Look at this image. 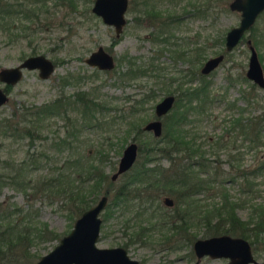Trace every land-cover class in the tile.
Listing matches in <instances>:
<instances>
[{"label":"rangeland","instance_id":"1","mask_svg":"<svg viewBox=\"0 0 264 264\" xmlns=\"http://www.w3.org/2000/svg\"><path fill=\"white\" fill-rule=\"evenodd\" d=\"M229 2L230 0H129L125 13L127 23L115 44L112 43L115 38L113 26L105 24L91 11L93 0L45 2L48 13L41 14V23L37 27L33 25L36 30L34 36L31 35L32 44L37 46L39 52L57 61L55 70L46 79L39 78L35 71L27 72L9 94L7 103L0 106V178H4L5 174H13L14 167H19V163L24 161L22 166L26 183L20 188L6 183L0 185V237L4 233L9 237L12 234L15 242L17 239L9 230L15 233L19 230L18 233L24 237L22 242H16L9 248L0 241V264H35L70 232L75 219L93 205L107 189L105 194L108 195V202L100 212L102 223L97 245L122 246L130 257L143 264H194L196 255L192 244L197 238L210 236L204 216L214 205L220 204L223 188L230 199L244 202L236 207V213L241 219H248L252 205L264 198V168H258L264 160V138L256 139L253 132L248 136L241 133L238 128L232 127L231 116L237 115L239 106H246V116L264 112V89L259 86L254 89L250 87L252 81L245 75L250 55L247 39H250L251 43L253 39H260L258 48H255L264 66V10L239 43L230 51H225V34L230 27L237 25L240 19V13L229 8ZM6 7L13 12L12 6ZM149 7L161 11L166 16L171 12L182 15L176 24H170V20L165 23L158 19L147 20L142 13ZM185 12L192 14L185 17ZM10 18H7V23ZM46 22L48 24H45ZM16 23L15 20L13 24ZM24 23L26 22L22 24ZM152 30L172 31L178 47L187 53L176 58L177 53L172 45L159 41L160 32H151ZM5 32L10 31L0 29V66L13 65L17 55L27 54L32 48L27 38L8 41ZM153 33L158 36L156 40L153 39ZM98 45L116 54L118 63L122 66L115 71H104L86 64L84 58ZM220 52L225 53L222 62L209 74H203V80L208 82L207 90L212 94L211 99L199 109L201 111H187L177 98L176 104L169 112L176 110L177 113L188 115L189 121L184 123L182 128L189 129L196 136V142L202 143L208 159L214 160L218 154L221 162L213 164L224 171L218 181L231 175L237 165L239 171L251 173L249 179L246 181L242 180L243 177H238L222 184L210 183L205 190L189 194L179 202L175 194L155 189L145 192L142 199L136 198L129 201L127 206L118 207L113 196L131 174H134L135 163L143 156V153L138 151L133 166L116 180H111V174L117 168L124 147L132 140L139 146L152 140L153 133L144 130L143 125L156 116L155 104L169 90L179 94L180 89L187 90L198 85V74H202L200 68L203 62L209 56ZM130 56H138L136 61L147 62L145 65L151 60L150 57H154L152 63L161 66V77L158 81L154 83L150 74L143 76L141 67L131 69L130 74L122 78L115 76L117 71L125 70L126 63L123 59ZM188 70L197 73L196 79L189 80ZM78 91H84L90 98L96 97L93 99L97 102H107L110 109L102 112L83 111L81 102H72V95ZM243 92L248 93L250 98L254 96V99H251L252 104L247 105L246 99L242 97ZM150 93L154 94L148 97L147 101L144 99L136 103ZM60 95L72 98L70 109L73 111L68 110L70 122L65 121L61 115H46L41 121L29 114L26 115L29 119L22 121L25 117L22 116L23 107L41 105ZM132 108L138 110L127 113ZM123 114L130 116L127 120H134L133 124L139 125L143 133L136 134L134 129L128 130ZM4 118L12 123L20 120V124L26 123L30 127L42 123L43 128L38 130L48 138L42 140L43 142L36 141V145L33 143L31 146L28 135L21 134L18 135L21 137L15 138L3 131L1 124ZM31 118L33 121H30ZM227 129L232 132H227ZM223 135L226 146H213L218 137ZM62 137L71 142V147L56 146L54 143L51 145ZM111 144L113 146H110ZM100 147L107 152L105 171L109 182L103 184L100 193L89 197L87 207L79 213L74 212L75 215H71L69 201L61 196H54L46 189L35 188L43 177L58 173V169L53 170V167L63 166L67 159L79 158L83 163L86 156H96L95 151ZM35 150L45 151L49 159L39 157L42 153L39 156L29 155L34 154ZM232 158L234 159L230 162ZM35 162H38L36 166ZM157 162L158 159H155L147 165L152 167ZM159 162L164 167L169 166L165 157H161ZM63 169L68 173L74 172L70 168ZM193 171L199 178L208 177L213 172L211 170L205 174L197 167H193ZM71 176L75 174L67 178L70 179ZM6 179L8 181L7 177ZM140 182L137 181L136 185H140ZM246 186L252 187L249 193L243 192ZM165 195L174 199L176 207L166 206L163 201ZM7 206L10 208H6ZM13 208L17 215L13 213L11 220H6L5 212ZM7 222L14 223V228H10ZM43 224L46 225V231L41 236L39 229ZM255 245L254 256L263 260L264 232L262 244ZM226 262V258L204 256L197 264Z\"/></svg>","mask_w":264,"mask_h":264},{"label":"trees","instance_id":"2","mask_svg":"<svg viewBox=\"0 0 264 264\" xmlns=\"http://www.w3.org/2000/svg\"><path fill=\"white\" fill-rule=\"evenodd\" d=\"M8 11L10 12V9ZM16 11L19 12L21 11V9H16ZM259 42L260 39H253L252 41L254 46L257 48ZM138 66L142 68V65ZM139 67H134V69ZM144 68V72L147 73V70H149V65L145 66ZM150 68L151 69L149 71H158V65L156 64L150 63ZM190 72L192 73L193 77H196L197 73H195L194 71ZM155 76L156 79H158V74H155ZM198 76L200 77L198 80V85L194 86L193 88H188L187 90L180 89V97L178 100L181 101L182 107H185L187 111H196V109L199 110L203 108V105H205L208 100L211 99L210 95L212 93L210 90H207L208 82L203 80V74L199 73ZM250 87L254 89L255 87H257V85L254 82H251ZM153 94H147L140 100H137L138 102L136 103L138 104L140 101H144V99H146L145 101H147L149 99L148 97H152ZM242 97L246 99L247 105L252 104L251 99H254V96L250 98L248 97V93L243 92ZM77 98L78 101L81 102V106L84 107L83 111L85 110V112H92V110H98L102 112L104 110L108 111L110 109V106H108L107 102H97L95 100L96 97H93L95 98L93 99L84 94V96H78ZM176 102L177 100L175 101L174 105L176 104ZM231 105L233 106L235 104ZM45 107L46 106L41 108L45 110ZM246 109V106L237 107V115L231 116L232 127L234 126L238 128L241 133L247 136L248 134H250V132H253V134L257 137L256 139L262 140L264 138V112L246 116L244 115V111H246ZM133 110L134 108L128 110L127 113L133 112ZM126 115L127 114H123L122 117L127 123V129H134L136 134H142L143 131L141 127L137 124H133L134 120H127V117L130 116ZM24 118L26 119L27 117ZM187 121H189L187 114L177 113L176 110L168 112V114H166L165 116V124L162 134L158 137L153 136L152 140H149L148 143L139 146L138 151L141 154L143 153V156L141 155L142 159L140 161H136L135 163L136 171L134 172V174H131L129 178L130 180L128 179L126 182H124L120 190L113 196L116 200L115 204L118 207L122 208L124 206H127L129 204V201L133 199H142L143 195H145V192L153 191L155 189H158L159 191H165L166 193L176 194V197H179L181 200L187 198L189 194H194L200 190H205L206 188H208V185L210 183L212 184L218 182L219 184H222L227 180H235L238 177H243L242 180L244 179L246 181L249 179V175L251 173L246 171H239V166L237 165L234 166L235 170L231 175H228L226 178L222 177V179L218 181V178L221 177L220 175L224 173V171L216 168L217 165H214L213 163L218 164L221 162V159L219 158L218 154H216V159H208L205 154L206 150H204L202 147V143L196 142V136L192 134L189 129L184 130V128H182V125ZM11 125V134H13L15 138L21 137L18 136L21 134L23 136L28 135L29 137H32V126L30 127L26 123L20 124V122L17 124L11 123ZM232 127L231 129H233ZM231 129H227V132H232ZM223 137L224 135L218 137L213 146H217V148L225 147L226 141ZM60 142L63 145H66L65 143L67 142V147H71V142H69V140L66 141L65 138H62ZM110 146L113 145L111 144ZM95 154L96 156H86L83 163L78 160L79 158L67 159L64 162L63 166L67 169L70 168V170L74 171L75 173L66 172L63 169V166L58 168L53 167V170L58 169V173L43 177L40 180V183L35 185V188L39 187L41 189H46L54 196H61L62 198L69 201L71 215H75L74 212L76 214L79 213L87 207L89 197H91V195L93 194L100 193L103 184L109 182L108 174L105 171V161L108 157L107 152L104 151L103 147H100L96 149ZM42 156L45 159H49V156L45 151H43L42 155L39 157ZM160 156L168 159L169 166L163 167L159 163L154 164V166L152 167H149L147 165L148 162H151L154 159L159 158ZM190 157H192L193 160L188 159ZM233 159L234 158H232L230 162H232ZM23 162L19 163V167H14L13 174H5L4 178L1 177L0 179L2 180V182L0 183V185L6 183L11 184L15 188L23 187L26 184L25 177L23 175ZM35 163L36 164L34 166L38 164V162ZM231 165L234 164L231 163ZM193 167H197L205 174H207L211 170L213 172H211L210 176L208 177L199 178V176H195ZM258 168H264V160L260 162ZM71 174H75V176H71L70 179H68L67 177H69V175ZM6 177L8 178V181ZM195 177H197V179ZM74 181L76 182L74 183ZM137 181H141L140 185H136ZM251 188V186H246V190L243 189V192L249 193L251 191ZM107 190H105L103 193H107ZM221 195L222 198L220 204L214 205L213 208L211 210H208L206 215L204 216L208 226V230L210 231V236L222 233L242 236L249 240L254 253V245L262 244V233L264 232V198L261 202L252 205L251 214L249 215L247 220H244L241 219L236 213V207L239 204H243L244 202L240 203L238 201L230 199L229 194L227 193V191H225L224 188L221 189ZM148 197L149 196H146V198ZM189 203L191 204V202ZM6 208L10 207L7 206ZM14 211L15 208L9 209L7 212H5V219L11 220L10 216L13 213L14 215H17ZM209 215H211L212 217H210ZM7 223L10 224V228H14V223ZM182 223H184V221H182ZM18 231H16L15 233L13 232V230H9V232L13 233L15 238L17 239L15 242H13L12 234L9 237L6 235V233H4V235L0 237V241L2 240V244H6V248L11 247V245H14L16 242H22L24 237H22L21 234L18 233ZM45 231L46 225L43 224L41 229H39L41 236L43 235V233L45 234ZM51 233L53 234V232Z\"/></svg>","mask_w":264,"mask_h":264},{"label":"water","instance_id":"3","mask_svg":"<svg viewBox=\"0 0 264 264\" xmlns=\"http://www.w3.org/2000/svg\"><path fill=\"white\" fill-rule=\"evenodd\" d=\"M128 0H94L92 12L102 17L105 24L112 25L117 35L120 34L126 24V10ZM229 8L240 13L237 25L230 27L224 38L225 51L233 49L242 36L253 26L257 16L264 10V0H230ZM250 50L246 77L257 86L264 89V69L259 59L255 46L247 39ZM225 53L220 52L209 56L202 64L200 72L209 74L224 59ZM86 62L97 66L99 69H111L114 65L113 58L102 45L93 50ZM22 66L29 68L40 67V75L47 77L52 71L51 63L41 56L30 57ZM0 77L6 81H16L20 77L18 67L0 70ZM175 97L173 94L165 95L155 104L157 118L147 121L143 129L152 131L158 137L163 132L161 117L173 106ZM6 101V95L0 89V105ZM1 145V141H0ZM138 145L130 141L123 149L119 158L117 169L111 174V180L128 170L137 158ZM108 196L103 194L90 207L85 209L74 221L69 233L64 235L58 244L46 254L42 255L35 264H140L137 260L128 256L127 250L122 246L99 247L97 241L100 235L101 217L99 213L106 206ZM166 204H172L170 197L164 198ZM193 249L197 260L203 256L212 258H226V264H264L254 256L252 246L248 239L227 233L198 238L193 243Z\"/></svg>","mask_w":264,"mask_h":264},{"label":"flooded vegetation","instance_id":"4","mask_svg":"<svg viewBox=\"0 0 264 264\" xmlns=\"http://www.w3.org/2000/svg\"><path fill=\"white\" fill-rule=\"evenodd\" d=\"M47 0H0V29L2 28V30H6V29H9V31L10 32H5L6 34H7V37H8V41H10V42H13V41H18V40H21V39H26L27 38V40H28V42L31 44V46H32V48H31V52H29V53H27V54H25V53H23V54H20V55H17L16 57H15V63L12 65H2V66H0V70L1 69H7V68H15V67H18V70H19V72H20V77L16 80V81H14V82H12V81H6V80H4V79H1V77H0V89L3 91V93L6 95V101L3 103V104H5V103H7V101H8V99H9V94L10 93H12V90L14 89V87H15V85L16 84H18L19 83V81H22V79L24 78V76H25V74L27 73V72H29V71H35L36 72V74L39 76V78H42V79H46V78H48L53 72H54V70H55V66H56V62L57 61H55L54 59H52V58H50V57H48L45 53H43V52H39L37 49V46L36 45H34V44H32V41H33V38L31 37V35H33L34 36V33H35V30H36V28H34V26L33 25H35L36 27H37V25L39 24V23H41V19H42V17H41V14L42 13H48V8H46L45 7V5H46V2ZM93 2H94V0H93ZM30 3H31V5H30ZM11 4V5H10ZM93 5V4H92ZM6 6H12L13 7V12L10 10V12L8 11L9 9L6 7ZM128 6H129V0H128ZM128 6H127V8H128ZM19 7H22L21 8V11H16V9H19ZM92 8V7H91ZM92 11V10H91ZM127 11V10H126ZM95 14V13H94ZM142 14H144V16L147 18V20H152V21H154L155 19H158V20H160L162 23H165L167 20H170V24L171 23H173V24H176L178 21H179V18L181 17V15L182 14H177V13H173V12H171L170 14H168L167 16L166 15H164L161 11H158V10H156V9H154L153 7H149V8H147ZM190 14H192L191 12H185L183 15L185 16V17H187V16H189ZM96 15V14H95ZM96 16H98V15H96ZM8 17H11L10 19H9V21H8V23L6 22L7 21V18ZM101 20H102V17L101 16H98ZM12 20V21H11ZM17 21V23L16 24H13V22L14 21ZM21 22V24H19ZM23 22H26V23H24V24H22ZM7 23V24H6ZM126 23H127V17H126ZM159 23V22H158ZM45 24H48L47 22L45 23ZM160 24V23H159ZM108 25V24H107ZM126 25V24H125ZM124 25V26H125ZM110 26H112V25H110ZM38 27H40V26H38ZM15 28H17L16 30H14ZM114 28V27H113ZM124 28V27H123ZM20 30V31H19ZM122 31H123V29H122ZM122 31L120 32V34L122 33ZM151 32H160L159 33V35H160V37L158 38V36L156 35L155 36V34L153 33V39L154 40H156L155 38L157 37L158 38V40L159 41H164V42H169V44L170 45H172V48H173V50H174V52H176L177 53V57L176 58H180L183 54H186L187 53V51H184V50H182V49H180L181 47H178L179 46V44H177L176 43V40L175 39H173L174 38V35H173V33H172V31H169L168 30V32H165L164 30H152ZM174 32H176L175 30H174ZM114 33H115V38L112 40V43L113 44H115V43H117L118 42V38H119V36H120V34L119 35H117L116 34V32H115V29H114ZM171 38H172V40H171ZM172 41V42H171ZM98 46H100V45H98ZM97 46V47H98ZM105 49V48H104ZM95 50V49H94ZM106 50V49H105ZM93 51V50H92ZM91 51V52H92ZM107 52H109L110 54H111V56H112V58H113V62H114V65H113V67L111 68V69H99L97 66H93V65H90V64H88L87 62H86V58L88 57V56H86L85 58H84V61H85V63L86 64H88L90 67H93V68H97V69H99V70H104V71H115L117 68H119V67H121L122 65L121 64H119L118 63V58L116 57V54L114 55L113 54V52L110 50V51H108V50H106ZM90 52V53H91ZM89 53V54H90ZM35 56H41L43 59H45V61H49L50 63H51V68H52V71L48 74V76L47 77H42L41 75H40V72H41V68L40 67H34V68H29L28 66H22V64L25 62V60L26 59H28V58H30V57H35ZM184 57H186V56H184ZM137 58H138V56H130V57H125L123 60H125V63H126V68H125V70H123V71H121V70H119V71H117L118 72V74H116L115 76H118L119 78H122V77H124V76H126V75H129L130 74V71H131V69H134V67H139L138 65H142V68H141V70H142V72H143V76L144 75H148L149 76V74L151 75V77H153L154 78V83H156L157 81H158V79H155V74H158V78H160L161 77V75H160V70H161V66L159 67L158 66V68H157V72L155 71V70H153V72L152 71H149L151 68H150V63L152 64V62H153V58L154 57H150L151 58V60H149V62H148V64L147 65H149V70H147V73H145L144 72V67L145 66H147V65H145L147 62H142V63H140V62H137L136 60H137ZM58 64V63H57ZM153 64H156V63H153ZM189 71V80H192V79H196V77L194 76H192V73L190 72L191 70H188ZM141 72V73H142ZM151 72V73H150ZM178 79H180V78H178ZM84 91H78V92H76V93H74L73 95H72V98H74L73 100H72V102L74 103V102H78V96H84ZM168 94H173L174 95V97H175V100H174V103H175V101L177 100V98H179L180 96H179V94H180V91H179V94L178 93H176V92H173V91H171V90H169V91H167V92H165V94L162 96V98L165 96V95H168ZM72 98H70V97H68V96H57V97H55V98H53V99H51L50 101H48V102H45V103H43V104H41V105H32V106H30V107H23V112H22V116H25L26 117V115H32V116H34L37 120H41L42 121V119L47 115V116H49V117H52L53 115H56V116H63V118L64 119H66L65 121H68V122H70V117L68 116V112L69 111H73V110H71L70 108H71V104H70V100L72 99ZM174 103H173V105H174ZM3 104H1L0 106H2ZM44 107V106H46L45 108V110H43L41 107ZM55 107H57V108H55ZM155 107V106H154ZM173 107V106H172ZM41 108V109H40ZM70 109V110H69ZM69 110V111H68ZM169 112V111H168ZM168 112L166 113V114H168ZM154 113H155V109H154ZM166 114H164V115H162L161 117H159V118H161V120H162V123H163V126H164V117L166 116ZM154 118H157V116H155ZM26 120H27V118L25 119V118H23L22 119V121H24V122H26ZM20 122V120H16L15 122H13L14 124H17V123H19ZM30 121H33L32 120V118H31V120ZM3 123L1 124V127H2V129H3V131H6V133H8L9 135H11V136H14L13 134H11V123H12V121L10 122V121H5V118L3 119V121H2ZM32 123V122H31ZM34 123V122H33ZM40 125V126H39ZM42 129L43 128V124L41 123V124H38V126L36 125V124H33V126H32V130H33V134H32V137H30V140H31V142H29V145L31 144V146H32V144L34 143V145H36L35 143H36V141H38V142H43L42 140H46L47 138H48V136H45L42 132H41V130H38V129ZM147 131V130H146ZM152 132V131H151ZM17 137V136H16ZM62 138H64V137H62ZM62 138H58V141H55V142H52L51 143V145L53 144V145H57V146H67V142L65 143L66 145H63V144H61V142H60V140L62 139ZM66 139V141H68V139L67 138H65ZM0 141H1V139H0ZM133 141V140H132ZM129 143V142H128ZM1 145H2V142H1ZM1 145H0V147H1ZM52 145V146H53ZM138 145V144H137ZM51 146V147H52ZM138 148H139V145H138ZM42 152L41 151H39V152H36V150H35V153L34 154H30L31 156L32 155H38L39 156V154H41ZM33 156V157H34ZM158 159V162L157 163H159L160 164V159L161 158H157ZM188 159H190V160H193V158L192 157H190V158H188ZM155 160V159H154ZM153 160V161H154ZM152 162V161H151ZM135 163V162H134ZM133 163V164H134ZM161 166H163L162 164H160ZM133 166V165H132ZM131 166V167H132ZM130 167V168H131ZM164 167V166H163ZM129 168V169H130ZM117 169V168H116ZM128 169V170H129ZM127 171V170H126ZM126 171H124V172H122V173H120L118 176H117V178L121 175V174H123V173H125ZM116 178V179H117ZM116 179H114V180H116ZM180 193V192H179ZM178 194V193H177ZM107 195V194H106ZM108 196V195H107ZM166 196H168V197H170V199L172 200V204H170V205H168V204H166L165 203V201H164V198L166 197ZM175 198L177 199V202H179V200H180V198L178 199L177 197H176V194H175ZM163 201H164V203L166 204V206H169V207H176V203H175V201H174V199L171 197V196H169V195H165L164 197H163ZM107 202H108V200H107ZM103 210V209H102ZM101 210V211H102ZM99 215H100V213H99ZM101 217V216H100ZM102 219V218H101ZM170 221V220H169ZM101 223H102V221H101ZM176 225V224H175ZM100 228H101V226H100ZM198 239V238H197ZM195 241V240H194ZM194 243V242H193ZM192 247H193V244H192ZM193 251H194V249H193ZM195 253V252H194ZM129 256V255H128ZM207 256V255H206ZM130 257V256H129ZM204 257V256H203ZM131 259H135V258H132V257H130ZM202 258V257H201ZM200 258V259H201ZM135 260H137L140 264H143L142 262H140L138 259H135ZM196 260H197V257H196ZM196 260H195V262H196ZM194 262V264H197V263H195Z\"/></svg>","mask_w":264,"mask_h":264}]
</instances>
